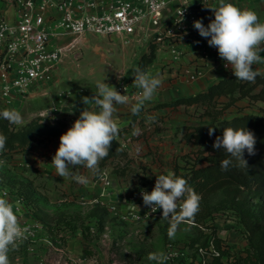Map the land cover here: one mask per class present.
<instances>
[{"label":"rangeland","instance_id":"rangeland-1","mask_svg":"<svg viewBox=\"0 0 264 264\" xmlns=\"http://www.w3.org/2000/svg\"><path fill=\"white\" fill-rule=\"evenodd\" d=\"M145 47L146 41L137 36L106 38L85 35L61 56L52 81L32 85L24 98L10 101L0 98V111H19L24 123L16 126H23L37 116L50 120L61 118L73 125L85 107L99 110L82 102V97L94 95L99 82L115 88L122 81L128 80L133 84L131 76L141 54L148 50L146 47L143 51ZM129 99L126 105H116V115L120 108L130 105L127 116L121 115L118 120L119 128H124V132L117 139L130 158L124 174L117 173L124 166V159L119 162L106 159L100 161L99 170L95 172L82 166L73 169L87 177V183H78L72 177H60L51 164L60 141L59 138H51L35 144L30 150L13 152L7 160L0 159V179L14 176L29 182L36 197V203L32 205L33 215L41 218L50 231L66 235L72 253L96 256L105 264H151L154 261H150L148 255L163 252L168 242L182 244L196 236L199 230L211 231L212 227L241 252L244 235L240 219L232 210L215 212L204 220L202 226L195 225L192 219L183 222L174 238L170 239V221L162 218V209L150 213L149 207L143 204L141 193L151 192L156 175L167 174L169 170L174 172L175 169L183 172L195 157L203 164L201 158L206 152L196 155L195 151L204 146L187 145L181 139L188 127L210 122L213 112L218 110H221L216 116L218 119H229L242 113H264V102L245 97L219 109L227 100L222 96L218 98L215 109H209V114L200 104L183 105L179 110L177 106L161 107L157 112L163 113H155L157 108L154 106L164 100L146 105V101L141 104L140 97ZM136 106H140V111L134 114L132 109ZM131 118L133 123L130 124ZM101 176L105 177L107 185L102 183ZM220 197L221 193H216L210 203L217 202ZM130 203L139 209L133 210ZM96 204L107 208L101 227L87 215ZM104 233L107 237H102ZM54 256L50 253L37 258L43 260ZM14 257L15 254L9 251V263ZM25 258L30 263H37L36 258Z\"/></svg>","mask_w":264,"mask_h":264},{"label":"built area","instance_id":"built-area-1","mask_svg":"<svg viewBox=\"0 0 264 264\" xmlns=\"http://www.w3.org/2000/svg\"><path fill=\"white\" fill-rule=\"evenodd\" d=\"M226 2L237 6L234 0ZM219 3L220 0H0V98H24L32 85L52 81L61 56L85 35L137 36L146 41L147 48L152 44L155 53L164 49L173 60L183 55L184 43L196 40L218 57L217 49L208 46L207 38L199 35L193 21L199 19L207 26L214 19L211 9ZM220 62L224 67L225 61L220 58ZM199 69L187 72L189 78H196L202 72ZM116 90L131 98L139 97V91L128 80L119 82ZM100 179L108 184L105 177ZM0 198L13 203L21 225L29 229L27 239L10 250L15 257L9 264H34L25 256L36 258L35 264H105L96 256L72 253L66 235L50 231L33 215L32 205L22 195L0 186ZM149 212L153 213L150 208ZM216 235L220 238L218 246L212 235L205 244L193 246L187 241L168 242L163 249L167 256L164 264H230L235 257L244 255L217 232ZM244 243L243 237L242 246ZM50 253L55 256L37 258Z\"/></svg>","mask_w":264,"mask_h":264},{"label":"clouds","instance_id":"clouds-1","mask_svg":"<svg viewBox=\"0 0 264 264\" xmlns=\"http://www.w3.org/2000/svg\"><path fill=\"white\" fill-rule=\"evenodd\" d=\"M211 9V8H210ZM214 19L205 26L201 20L193 21V27L201 37L207 38L208 45L215 47L224 67L231 68L234 77L240 81L255 82V78L264 75L253 65L264 63V22L251 9H242L233 3L220 0L217 8L211 9ZM215 77V76H214ZM163 77H155L148 72L137 71L133 84L140 89L139 97L143 101L151 100L163 85ZM97 91L91 97H82L84 105H94L99 110L85 107L73 125L59 137V146L52 157L51 164L56 175L72 177L78 183H87V177L73 171L77 166L98 171L99 163L109 154L113 141L119 135L116 105L130 102L127 95L121 94L114 85L99 82ZM126 91V88H125ZM133 113L140 111V106L133 107ZM12 124H23L24 119L17 110H4L0 113ZM209 128V127H208ZM215 127L209 128L212 136ZM7 137L0 134V152L5 149ZM256 137L250 130L243 128L223 129L222 136H217L213 148L224 149L231 157H235L241 166L247 167L244 151L255 155ZM231 160L221 161L225 170ZM143 204L156 212L162 209V218L170 221L169 238H174L178 226L191 220L199 211L201 196L188 185L186 179L174 172L156 175L155 186L151 192L141 193ZM183 199L181 200V198ZM130 207L139 209L134 203ZM29 229L22 226L14 210L13 203L0 198V264H9L8 253L18 246V242L27 239ZM150 261L164 264L167 256L163 252L148 255Z\"/></svg>","mask_w":264,"mask_h":264},{"label":"trees","instance_id":"trees-1","mask_svg":"<svg viewBox=\"0 0 264 264\" xmlns=\"http://www.w3.org/2000/svg\"><path fill=\"white\" fill-rule=\"evenodd\" d=\"M154 57L155 47L149 44L148 50L141 54L131 77L134 79L137 71L145 72ZM222 96L227 100L221 103L219 109L229 107L236 100L245 97L264 102V75L257 76L255 82H246L236 79L232 73L218 79L202 91L159 102L154 108L200 104L204 106V112L209 114V109H215L219 102L218 98ZM220 112L221 110L214 111L210 122L190 126L181 135V139L186 143L204 146L195 151L196 155L206 152V155L201 158L203 164H200V159L197 160L195 157L183 172L175 169L174 173L186 179L188 185L201 196L199 211L192 218L195 225L203 224L207 217L225 209L232 210L239 217L241 231L245 238L242 248L244 255H239L230 264H264V113H242L229 119H218L216 116ZM41 117H34L23 126H16L0 116V134L7 137L5 149L0 152V159L7 160L13 152L29 150L35 144L51 138H59L72 126L61 118L50 120ZM129 123H133V118ZM208 127H215L212 136L208 134ZM227 127L234 129L244 127L254 133L256 137L255 155H249L247 150L243 154L248 162L247 167L241 166L239 161L231 157L224 149L213 148L216 137L222 136L223 129ZM123 132L124 128H119L118 136ZM106 159H116L118 162L124 159V166L118 170V174H124L130 161L118 139L113 141L108 156L102 161ZM225 159L231 160L226 170L221 167V161ZM0 186L22 195L31 205L36 203L35 192L29 182H23L14 176H7L6 180L0 179ZM218 192L221 193V197L211 204V198ZM106 214L107 208L100 204L92 206L87 213L100 224L99 227ZM38 219L42 221L41 218ZM205 227L208 228V226ZM210 235L214 236L215 244L218 246L220 238L216 235L215 227L206 232L199 230L196 236L186 241L191 246L195 243L205 244ZM251 257L254 259L252 260ZM214 262H217V259Z\"/></svg>","mask_w":264,"mask_h":264},{"label":"crops","instance_id":"crops-1","mask_svg":"<svg viewBox=\"0 0 264 264\" xmlns=\"http://www.w3.org/2000/svg\"><path fill=\"white\" fill-rule=\"evenodd\" d=\"M238 7L255 11L261 22H264V0H234ZM181 39L180 37H178ZM185 51L178 60L171 59V56L164 49L156 51L153 61L147 66L146 71L155 77L162 76L163 85L160 87L151 100L146 101V105H152L161 100H170L180 95L193 94L202 91L218 79L232 74L231 68H224L220 62V57L213 53H208V47L199 41H187L184 43ZM209 46V45H208ZM146 47L143 51H146ZM264 55V53H262ZM200 67V69H199ZM254 69H259L264 73V63L253 65ZM199 69L202 72L194 79L189 78L187 72ZM215 76V77H214ZM136 91H141L136 86ZM133 106V104H132ZM183 105H178L179 110ZM166 108V107H164ZM163 108V109H164ZM162 108L154 109L155 113ZM130 105L120 108L119 117L127 116ZM163 111V110H162ZM191 143H187V145ZM30 150V149H29ZM70 248V247H69Z\"/></svg>","mask_w":264,"mask_h":264},{"label":"bare ground","instance_id":"bare-ground-1","mask_svg":"<svg viewBox=\"0 0 264 264\" xmlns=\"http://www.w3.org/2000/svg\"><path fill=\"white\" fill-rule=\"evenodd\" d=\"M76 41H74V43H75Z\"/></svg>","mask_w":264,"mask_h":264}]
</instances>
